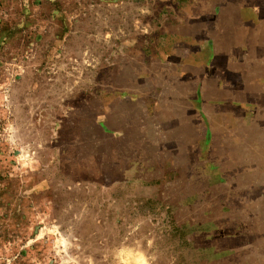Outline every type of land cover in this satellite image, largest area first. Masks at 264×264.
<instances>
[{
	"label": "rangeland",
	"instance_id": "obj_1",
	"mask_svg": "<svg viewBox=\"0 0 264 264\" xmlns=\"http://www.w3.org/2000/svg\"><path fill=\"white\" fill-rule=\"evenodd\" d=\"M0 264H264V0H0Z\"/></svg>",
	"mask_w": 264,
	"mask_h": 264
}]
</instances>
